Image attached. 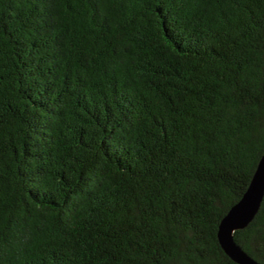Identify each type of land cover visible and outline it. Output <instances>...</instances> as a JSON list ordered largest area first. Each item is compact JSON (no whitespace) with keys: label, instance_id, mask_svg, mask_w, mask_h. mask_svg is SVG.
Wrapping results in <instances>:
<instances>
[{"label":"trees","instance_id":"obj_1","mask_svg":"<svg viewBox=\"0 0 264 264\" xmlns=\"http://www.w3.org/2000/svg\"><path fill=\"white\" fill-rule=\"evenodd\" d=\"M263 153L264 0H0V264H237Z\"/></svg>","mask_w":264,"mask_h":264},{"label":"water","instance_id":"obj_2","mask_svg":"<svg viewBox=\"0 0 264 264\" xmlns=\"http://www.w3.org/2000/svg\"><path fill=\"white\" fill-rule=\"evenodd\" d=\"M264 196V153L242 197L221 219L217 238L224 252L237 264H261L235 241L234 231L246 227L257 213Z\"/></svg>","mask_w":264,"mask_h":264}]
</instances>
